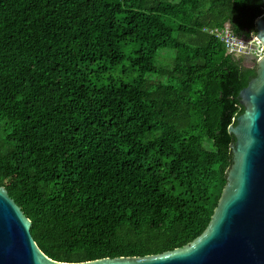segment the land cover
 I'll use <instances>...</instances> for the list:
<instances>
[{"label": "trees", "instance_id": "trees-1", "mask_svg": "<svg viewBox=\"0 0 264 264\" xmlns=\"http://www.w3.org/2000/svg\"><path fill=\"white\" fill-rule=\"evenodd\" d=\"M262 15L263 0H0V185L48 257H143L207 229L256 76L222 35L249 40ZM124 62L131 82L104 79Z\"/></svg>", "mask_w": 264, "mask_h": 264}, {"label": "water", "instance_id": "water-1", "mask_svg": "<svg viewBox=\"0 0 264 264\" xmlns=\"http://www.w3.org/2000/svg\"><path fill=\"white\" fill-rule=\"evenodd\" d=\"M264 5V0H263ZM263 53L240 93L244 112L229 132L232 165L207 229L191 243L160 254L63 262L48 257L32 221L0 185V264H264V15L256 22Z\"/></svg>", "mask_w": 264, "mask_h": 264}, {"label": "rangeland", "instance_id": "rangeland-1", "mask_svg": "<svg viewBox=\"0 0 264 264\" xmlns=\"http://www.w3.org/2000/svg\"><path fill=\"white\" fill-rule=\"evenodd\" d=\"M245 49L236 52V58L241 61L244 66H257L260 56V46L255 41V37L246 40L243 44ZM126 54L129 56L130 50L125 49ZM174 56V51L170 49H164L159 52L157 57V63L160 65H170ZM109 71L103 74L104 79L110 78V76L119 78L125 82H131L137 73L132 69L128 62L120 63L115 67L108 65Z\"/></svg>", "mask_w": 264, "mask_h": 264}, {"label": "built area", "instance_id": "built-area-1", "mask_svg": "<svg viewBox=\"0 0 264 264\" xmlns=\"http://www.w3.org/2000/svg\"><path fill=\"white\" fill-rule=\"evenodd\" d=\"M222 38H223V40H225V42L229 46L230 52L236 53V52H240V50H242V49H245L242 44L246 40L233 36L231 31H230V24H226V29L224 30V34L222 35ZM255 41L260 46V50H259V52H260L259 58H260L262 53H263V45H262L261 41H259L257 39V37H255Z\"/></svg>", "mask_w": 264, "mask_h": 264}, {"label": "clouds", "instance_id": "clouds-1", "mask_svg": "<svg viewBox=\"0 0 264 264\" xmlns=\"http://www.w3.org/2000/svg\"><path fill=\"white\" fill-rule=\"evenodd\" d=\"M254 37H256V36H254ZM254 37H253V38H254Z\"/></svg>", "mask_w": 264, "mask_h": 264}]
</instances>
